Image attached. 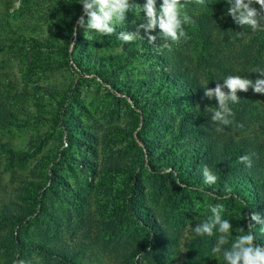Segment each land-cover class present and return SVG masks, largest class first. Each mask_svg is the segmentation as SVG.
<instances>
[{
  "label": "rangeland",
  "instance_id": "obj_1",
  "mask_svg": "<svg viewBox=\"0 0 264 264\" xmlns=\"http://www.w3.org/2000/svg\"><path fill=\"white\" fill-rule=\"evenodd\" d=\"M207 1L193 0L183 11L209 12ZM161 3L156 0L157 9ZM81 15L79 0H0V100L4 114L14 113L12 125L0 126V208L15 202L29 210L25 223L12 228L38 246L24 258L30 264H226L212 252L216 235L196 236L193 228L212 215L210 205H224L222 216L233 225L224 246L230 248L244 234L240 227L247 232L255 224L251 213L264 218V205L251 211L253 197L236 195L228 182L205 184L194 170L181 177L185 168L170 160L185 148L177 131L190 116L191 127L201 124L214 141L231 136L252 143L256 161L264 163V94L249 89L246 123L217 133L198 94L188 91L192 82L214 88L228 75L252 78L253 56L264 61V32L238 41L220 23L207 37L189 23L188 39L170 51L161 48L158 28L151 32L155 43L141 29L144 38L121 49L116 35L78 33ZM142 22L143 13L140 19L126 13L117 33ZM174 69L186 77L177 84L167 80ZM153 81L155 91L147 86ZM164 86L178 89L173 100L163 97ZM146 144L157 148L151 156ZM125 195L135 199L139 215ZM259 228L251 231L264 246ZM10 229L0 228V264L16 257L1 245ZM59 247L64 257L49 255Z\"/></svg>",
  "mask_w": 264,
  "mask_h": 264
},
{
  "label": "clouds",
  "instance_id": "obj_2",
  "mask_svg": "<svg viewBox=\"0 0 264 264\" xmlns=\"http://www.w3.org/2000/svg\"><path fill=\"white\" fill-rule=\"evenodd\" d=\"M198 5H205V0H194ZM193 0H162L157 9L156 0H146L143 5L130 3V0H79L82 5V13L77 25L87 31H95L102 36L116 35L121 41V49L124 44H129L137 39H143L140 34L143 29L147 34L150 43H155L157 37L151 32L157 28L160 30V39L163 40L161 48L171 50L173 44H179L181 40L188 39L184 30V25L193 23L192 17L183 11L187 4ZM227 16H230L233 23L240 28L248 27L252 32L264 31V0H226ZM253 5H259V8ZM134 12L137 19L143 13V22L140 23L135 31H119L117 27L124 25L126 13ZM85 16L87 20H85ZM136 23L135 20L132 21ZM74 28L73 32L75 33ZM238 36L243 37L244 31H239ZM250 73H257L255 79L248 76L228 75L223 79V83L217 82L214 88L204 86V97L209 100L217 101L216 107L205 106L204 111L210 113V122L215 126V131L221 133L226 126L233 123L234 112L230 105L238 104L240 97L238 92H248L249 89L254 93L264 94V67L256 66L251 68ZM227 89V91H225ZM243 127V125H239ZM239 162L246 167H252L250 156L239 157ZM170 171V170H166ZM201 174L205 184L213 185L218 177L213 171L204 165ZM212 213L204 221L197 223L193 228L196 236L216 235V243L212 247L213 253H222L226 264H264V246H260L256 241V235L251 231L256 224L260 225L259 231L264 235V218L259 212L250 214V221L245 227H240L239 231L244 234L234 236L230 248H225L229 244V237L232 235V223L224 219L222 213L225 212L224 205H210ZM13 264H30L23 259H16Z\"/></svg>",
  "mask_w": 264,
  "mask_h": 264
},
{
  "label": "trees",
  "instance_id": "obj_3",
  "mask_svg": "<svg viewBox=\"0 0 264 264\" xmlns=\"http://www.w3.org/2000/svg\"><path fill=\"white\" fill-rule=\"evenodd\" d=\"M225 3V0H208L206 3L208 6L206 9L210 10L209 12H199L194 14L192 11H189L188 14L193 20L191 25H196L197 29L201 31L205 37L217 29L219 23L224 27L223 30H230V35L235 37L238 41L247 34L252 33L250 28H240L233 23L231 17L225 15ZM253 6L257 8V5ZM221 8L223 12L220 11ZM183 27L184 29L186 28L185 26ZM80 29L81 28H78V33ZM239 31H244L245 35L243 37L238 36L237 33ZM151 35H153V33H151ZM255 40H252L251 42ZM260 45V47L264 49V41ZM252 49L253 45L248 44L246 48L248 53H251ZM253 58L256 59L257 66L264 67V61L262 62V60H258L256 56H253ZM81 59H84V56H82ZM257 76V73L251 74L252 79L257 78ZM167 78L169 82L174 81L175 83V81H178L177 79L186 77L180 75L179 70L174 69L168 72ZM182 81L183 80L181 79L180 82ZM154 84L155 81L148 83L147 86L151 87L150 90L154 89L153 91H155L157 86ZM164 87L163 97L168 100H173L174 93L178 92V89H176V87ZM137 89L138 88H131L132 93H135ZM188 91H190L192 96L193 93L198 94V102L202 100V107L203 104L204 107L206 105L211 107L217 106V101L215 99L209 100L204 97L203 87L198 82H192ZM225 91H227V89H225ZM238 96L241 98L240 102L238 104L230 105L234 112V117L232 119L236 125H244L251 109L253 108V100L248 97L247 92H238ZM5 107V102L0 100V126L12 125L11 119L14 117V113L10 110L8 115L4 114L3 108ZM190 120V116H187L185 123H183V126H180L177 131L178 137L183 139V142L180 145L185 146V148L181 153H176L174 157L171 158V165L174 168L179 165L182 166V168H185L184 173L180 174L182 175L181 177H183L185 173L195 172L201 174L202 168L197 170V166L203 167L204 165L208 166L210 164L211 170L218 177L217 182L212 185L213 187H218L223 182H228V185L233 186L236 195L242 196L248 202L251 197L254 198L257 207H255L256 205L253 206L251 211L260 209L264 205V163L262 161H256L254 153L256 146L246 140H234L231 136L221 142L214 141L209 135L204 133V128L201 124V127H191ZM144 141L146 142V140ZM146 148L148 149L149 156H151L152 153H155V149H157L148 144H146ZM151 149H153L152 152ZM243 155L250 156L252 160L251 168H248L244 163L239 162V157ZM192 170L194 171L191 172ZM125 196L128 198V208L131 210L132 215H139L137 214L135 207V199L130 195ZM28 212L29 210L27 208L20 206L15 202L3 204L2 208H0V228L6 226L11 228L9 231V237L5 236L1 238V245L4 251H12L14 255H16L14 260L23 259L27 261V258H24V256H29L32 250H38L37 245L25 243L14 234V227H20L25 223L26 218L28 217ZM48 252L50 256H57L60 258L64 257L66 254V250L61 247L58 249H50Z\"/></svg>",
  "mask_w": 264,
  "mask_h": 264
}]
</instances>
